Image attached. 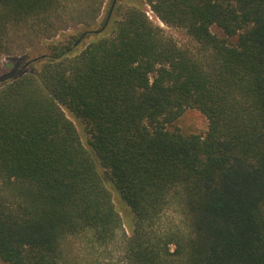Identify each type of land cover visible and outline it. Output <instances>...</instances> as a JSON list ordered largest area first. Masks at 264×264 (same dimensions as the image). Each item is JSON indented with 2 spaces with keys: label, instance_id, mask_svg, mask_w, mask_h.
<instances>
[{
  "label": "trees",
  "instance_id": "trees-1",
  "mask_svg": "<svg viewBox=\"0 0 264 264\" xmlns=\"http://www.w3.org/2000/svg\"><path fill=\"white\" fill-rule=\"evenodd\" d=\"M81 4V32L0 84V261L75 264L86 238L124 264H264V0H0V68L13 29Z\"/></svg>",
  "mask_w": 264,
  "mask_h": 264
},
{
  "label": "rangeland",
  "instance_id": "rangeland-1",
  "mask_svg": "<svg viewBox=\"0 0 264 264\" xmlns=\"http://www.w3.org/2000/svg\"><path fill=\"white\" fill-rule=\"evenodd\" d=\"M109 2L110 0H106ZM79 9L70 10L61 22H56L54 27L43 26L40 24L34 25H22L19 28H15L11 33V40L13 42L12 48L14 53L11 56H5L1 61L0 68V84L1 81L17 73L23 67L19 62L21 58L28 55L29 58H35L37 56L48 54L50 52V46L62 39V35L76 34L82 31L84 28L79 16L84 10V6L76 5ZM148 15L155 25L160 26L165 32L173 37L181 46H196L195 42L187 35L183 30L174 29L163 24L158 17L151 11L150 7H147ZM103 15L99 19H103ZM213 33L220 38H224V33L214 27ZM237 39H231L232 43H236ZM87 43V41H86ZM85 43V44H86ZM85 44L83 47H85ZM82 47V48H83ZM75 123L78 132L85 145H88V133L86 125L74 116L68 115ZM177 126L186 134H198L204 136L208 131L207 119L196 110H188L184 116L178 121ZM109 189L113 192L114 201L118 210L120 211L125 222L131 223V213L126 205L118 196L114 187L111 184L108 185ZM128 230V229H127ZM86 239V238H85ZM75 240L69 248L71 258L75 259V264H86L89 261L95 259L97 262H102V258L108 259L110 264H124L123 254L121 246L115 244L108 249H99L89 244L86 239ZM0 264H5L0 261Z\"/></svg>",
  "mask_w": 264,
  "mask_h": 264
}]
</instances>
